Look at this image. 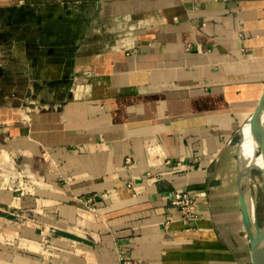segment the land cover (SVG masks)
I'll return each mask as SVG.
<instances>
[{
    "label": "crops",
    "instance_id": "1",
    "mask_svg": "<svg viewBox=\"0 0 264 264\" xmlns=\"http://www.w3.org/2000/svg\"><path fill=\"white\" fill-rule=\"evenodd\" d=\"M263 87L264 0H0V264H250Z\"/></svg>",
    "mask_w": 264,
    "mask_h": 264
},
{
    "label": "water",
    "instance_id": "2",
    "mask_svg": "<svg viewBox=\"0 0 264 264\" xmlns=\"http://www.w3.org/2000/svg\"><path fill=\"white\" fill-rule=\"evenodd\" d=\"M263 110L264 87L261 91L257 104L238 127V130L241 131V126L244 122L249 121L253 124V127L255 128V153H257L263 144L264 128L261 116ZM240 142L241 138L236 144V159L238 165L237 189L241 206L243 228L250 246V264H264V220H259L256 196L255 194H251L252 171L254 168L261 169V166L255 164L252 158H248L246 156H243L242 158L240 157L238 152Z\"/></svg>",
    "mask_w": 264,
    "mask_h": 264
},
{
    "label": "built area",
    "instance_id": "3",
    "mask_svg": "<svg viewBox=\"0 0 264 264\" xmlns=\"http://www.w3.org/2000/svg\"><path fill=\"white\" fill-rule=\"evenodd\" d=\"M86 201H91L92 197H85ZM170 204L175 207L180 218L184 223H191L199 216L198 201L197 198L188 191L175 190L172 192ZM122 264H135L127 256H122Z\"/></svg>",
    "mask_w": 264,
    "mask_h": 264
},
{
    "label": "bare ground",
    "instance_id": "4",
    "mask_svg": "<svg viewBox=\"0 0 264 264\" xmlns=\"http://www.w3.org/2000/svg\"><path fill=\"white\" fill-rule=\"evenodd\" d=\"M262 122L264 128V110L262 112ZM255 128L253 124L249 121H246L241 126V142L239 145V155L242 158L246 156L248 158H252L254 163L258 166H261V171L264 175V136H263V144L261 145L258 153L254 152L255 149ZM256 183V182H255ZM264 189V188H263Z\"/></svg>",
    "mask_w": 264,
    "mask_h": 264
},
{
    "label": "rangeland",
    "instance_id": "5",
    "mask_svg": "<svg viewBox=\"0 0 264 264\" xmlns=\"http://www.w3.org/2000/svg\"><path fill=\"white\" fill-rule=\"evenodd\" d=\"M240 138H241V131L238 130L234 137L235 146ZM263 188H264V175L261 169L254 168L252 171L251 194H255L256 196L257 213L259 220L261 221L264 220V189Z\"/></svg>",
    "mask_w": 264,
    "mask_h": 264
}]
</instances>
